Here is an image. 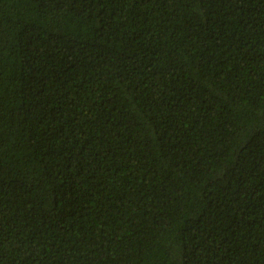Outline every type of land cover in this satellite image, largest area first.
<instances>
[{"label":"trees","instance_id":"obj_1","mask_svg":"<svg viewBox=\"0 0 264 264\" xmlns=\"http://www.w3.org/2000/svg\"><path fill=\"white\" fill-rule=\"evenodd\" d=\"M0 264H264V0H0Z\"/></svg>","mask_w":264,"mask_h":264}]
</instances>
